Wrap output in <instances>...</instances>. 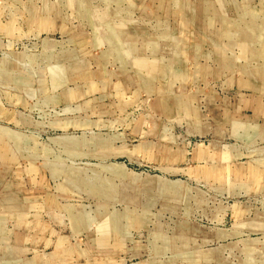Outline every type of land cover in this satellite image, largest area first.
Wrapping results in <instances>:
<instances>
[{"label": "rangeland", "instance_id": "rangeland-1", "mask_svg": "<svg viewBox=\"0 0 264 264\" xmlns=\"http://www.w3.org/2000/svg\"><path fill=\"white\" fill-rule=\"evenodd\" d=\"M0 264H264V0H0Z\"/></svg>", "mask_w": 264, "mask_h": 264}]
</instances>
